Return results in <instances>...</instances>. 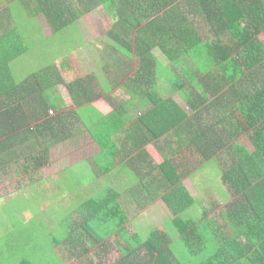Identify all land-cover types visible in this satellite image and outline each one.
I'll list each match as a JSON object with an SVG mask.
<instances>
[{
    "label": "trees",
    "instance_id": "16d2710c",
    "mask_svg": "<svg viewBox=\"0 0 264 264\" xmlns=\"http://www.w3.org/2000/svg\"><path fill=\"white\" fill-rule=\"evenodd\" d=\"M0 6V173L21 161L27 164L25 174L30 167L48 166L52 150L78 135L74 123L85 125L79 112L101 97L94 92L120 86L125 93L108 98L117 133L131 108L153 105L139 116L143 129L152 140L174 137L168 139V153L162 140L164 161L153 181L158 185L149 188L145 205L157 196L165 201L186 251L174 249L162 225L150 229L147 238L131 235L121 194L77 192L84 185L79 182L74 210L84 221H62L65 234L53 240L52 248L59 264L89 253L73 234L78 226L90 234L92 249L102 253L116 238L122 257L114 264H264V0H0ZM97 7L115 21L108 31L115 64L101 66L107 77L94 73L67 82L66 67L57 61L82 43L77 20ZM20 9L32 18L46 17L50 37L62 39L59 51L31 43L18 25ZM115 53L127 61L115 59ZM161 85L179 94L188 110L173 98L163 99L157 91ZM59 86L66 88L73 107H65ZM90 135L106 159L116 156V132ZM244 136L251 150L242 144ZM100 159L92 168L111 174L115 167L100 165ZM212 165L226 205L209 219L212 208L202 206L185 181H198L201 168ZM49 181L53 185L55 178ZM67 191L57 192L60 203L70 197Z\"/></svg>",
    "mask_w": 264,
    "mask_h": 264
},
{
    "label": "rangeland",
    "instance_id": "374dc122",
    "mask_svg": "<svg viewBox=\"0 0 264 264\" xmlns=\"http://www.w3.org/2000/svg\"><path fill=\"white\" fill-rule=\"evenodd\" d=\"M19 15L22 21L18 25L21 30L28 32L32 44L39 46V48L49 46L47 52L61 49L62 39L50 37L52 28L44 15L32 18L30 14L21 9ZM4 16L8 18L7 15ZM114 22V19L101 7L93 9L77 20L82 43L76 42L75 48L66 53V58L57 61L58 64L61 63L62 66L66 67L63 74L67 82L94 73H101L107 77V74L101 71V66L115 64L110 60L112 41L108 37V31ZM9 24L12 26L11 22ZM35 48L40 50L38 47ZM156 55L162 63L167 62L159 50H156ZM114 57L127 61L122 53H115ZM120 79L123 80L122 77ZM59 88L63 97H69L65 87L59 86ZM157 91L163 99L173 98L180 106L188 110L182 97L173 93L169 85L164 87L161 85ZM114 92H124L123 87L120 86ZM68 103H70V99ZM242 144L251 150L252 146L246 136L242 137ZM86 146L89 149H86ZM92 150L91 140L86 133L54 150L52 152L54 159L49 164L50 168L43 170V168L32 169L30 167L28 169L30 171L25 174L24 167L27 164L23 165V161H21V163L17 162V165H10L7 173H0V264H24L25 261L28 264H47V262L59 264L58 258L52 251L53 240L61 239L65 234L66 227L65 223L62 222L64 219L73 218L76 220L78 211L74 209L79 208L80 201L77 202L78 195L74 194V191L79 187V182L82 184L86 181L80 179H87L89 176L87 170L84 169L88 166L84 165L83 162L94 156V153L90 152ZM80 163L81 166L77 167ZM65 167L77 168L70 172H63L59 176ZM203 172L207 182L200 181L199 178L196 182L188 179L186 185H188L191 193L197 195L203 204L205 203L202 206L212 208L208 218L213 219L220 209L225 210L226 204L218 196L221 180L217 167L213 165ZM48 176L55 178L53 184L57 189L68 190L70 197L67 195L65 202L60 203L63 198H60L57 192H47L48 185H51ZM216 182H219L218 186L215 185ZM218 202H222L220 207L215 204ZM214 206L216 209H213ZM154 207L156 208L153 212L148 211L144 219L134 217V221L129 225L131 234H140L142 238H147L150 229H156L159 227L158 225H162L170 238L173 239L174 249L182 248V252L186 251L183 243L177 240V229L170 219L169 210L163 208L162 202ZM189 210L196 211L197 208H190ZM130 213L132 215V212ZM196 216L199 215L196 213Z\"/></svg>",
    "mask_w": 264,
    "mask_h": 264
},
{
    "label": "crops",
    "instance_id": "0c3cea01",
    "mask_svg": "<svg viewBox=\"0 0 264 264\" xmlns=\"http://www.w3.org/2000/svg\"><path fill=\"white\" fill-rule=\"evenodd\" d=\"M94 93L101 94V97L92 101V103L89 104L88 107H84L82 109L80 108L81 110L79 113L81 118H83L85 125L79 121H76V123H74L75 134L77 132L78 133L77 136H82V134L87 133V137L90 138L91 144L93 146V150L90 152L94 153V156L90 160L83 162L84 165L88 166V167H84V169L87 170L89 176L87 179L85 178L86 181L84 182V185H81V188H79L80 190H78L77 192H86L87 194L88 192H90L97 195V194H101V192L104 190L112 189L116 193H120L121 194L120 202L129 213L131 219L128 224V228H129V225L134 221L133 219L135 216H137V218L144 219L148 211L151 210L153 212L154 208H156L154 206H157V204L160 202H162L163 208L169 210L167 205L165 204V201L160 196L157 197L155 196L156 200H153L154 202L151 204L145 205V203L147 200H149L148 198L150 192L149 188L156 187V185H158L156 183L155 185L153 181L155 176H157L160 173L159 172L160 166L163 164L164 161L163 159L164 145H162V140L165 141V144L167 142L166 148L168 153L169 151L168 139L171 140L174 137L173 134H167L163 138L152 140V137L150 138L149 137L150 135H148L150 134V132H147L145 131L146 129H143V126L142 124H140L139 121V116L141 113L145 111L147 112L150 109H152L153 105L144 107L145 110H143L142 108L138 109L137 107L131 108L130 111L125 114V117L122 120V124H123L122 131L117 133L115 124H113V122L110 121L111 119L110 117L114 113V107L109 102L108 98L114 97L116 99V97L121 96L125 92H94ZM68 96L69 97L62 96V98L64 100L65 107L71 108L73 107V104L69 93ZM104 96H108L107 99ZM127 97L128 99H130V95L127 94ZM69 99H70V103H68ZM111 130L112 132H116L115 138L119 142V147L112 148V150L116 152V156H112L106 159V157L101 154V151L97 146L96 142L92 140L90 132H95L100 135H104V137L102 138H105L110 135ZM77 136L75 137L73 136L67 142L71 140H75ZM66 144H58L52 150V152L57 148H60L61 146H64ZM172 147H173L172 150H175V147L174 146ZM86 149H89V147L86 146ZM52 152L50 153L49 156L50 158L48 161L49 162L48 166H45V168L51 167L49 164L51 163L52 159H54ZM99 156L101 157L100 165L105 167H115L111 174L104 175L99 170V168L98 169L92 168V164L98 162ZM149 163H152L153 166L152 168L150 167ZM175 164L177 165V163ZM80 166L81 163L77 167ZM208 167L201 168L198 177L200 181L207 180L204 177L205 173L203 172V170L207 169ZM45 168L43 167V170ZM65 169L66 167L63 168L62 171H65ZM49 177H53V176H48L47 178L49 179ZM48 187L49 188L47 189V192L49 191L58 192L60 190L57 189L54 186V184L48 185ZM143 205L144 207H142ZM130 212H132V215ZM83 221H84L83 218L79 215V213H77L76 224L78 223L80 224ZM76 233L78 234L76 235ZM74 234L80 240L84 241V242H78V245L81 246L82 248L86 246L89 249V253L86 254L85 256L82 255L77 260L75 258H71L70 260L71 263L69 262L70 264H105L106 262L107 264H114L120 259V257H122V253H121L122 251L118 243L115 242L116 238L111 240L110 248L108 252L102 253L99 250H96L97 246L92 249V245L94 243L87 230H85L81 226H78ZM131 235H140V234H131ZM71 245L72 244H68V246L66 247L71 249ZM144 254H145L144 252L141 253L142 256H144ZM69 255L67 256L69 257Z\"/></svg>",
    "mask_w": 264,
    "mask_h": 264
}]
</instances>
